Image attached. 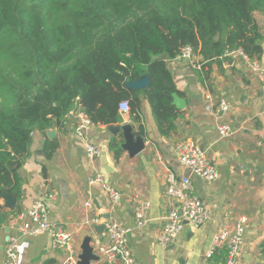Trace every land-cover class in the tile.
<instances>
[{"label":"crops","instance_id":"0c3cea01","mask_svg":"<svg viewBox=\"0 0 264 264\" xmlns=\"http://www.w3.org/2000/svg\"><path fill=\"white\" fill-rule=\"evenodd\" d=\"M257 18L264 34V11L258 12ZM258 60L264 67V41L263 53ZM167 63L174 76L177 94L186 100V107L178 109L176 130L170 136L160 134L150 103L142 96L144 151L130 157L123 149L121 157L116 159L111 144L117 138L108 126L95 125L90 137L101 152L91 159L76 134L81 112L76 108L61 126L32 134L28 156L20 169L23 198L16 199L13 208L6 206L3 197L0 204L16 213L27 211L35 198L51 187L55 188L59 196L49 203V220L63 224L72 233L80 254L87 237L92 238L95 251L98 240L99 244L106 243L103 232L97 230L102 223H88L93 214L87 211L85 203L92 201L94 215L102 222L117 220L132 228L129 246L138 264H220L226 259L227 250L218 249L210 256L215 235L224 225H231L239 216L247 215L249 223L240 264H264L262 82L244 64L227 66L221 58L205 63L201 70L175 58L168 59ZM208 93L214 99L224 97L231 104V110L223 114L222 120L236 131L233 137L220 138L215 117L206 110ZM120 116V121L113 125L130 121L139 123L130 113L120 112ZM183 139H192L204 148L217 168L218 177L211 184L193 177L198 194L208 200L211 216L198 229L186 223L175 243L164 248L158 245L157 236L163 228L164 216L172 206H177V202L165 193L166 177L170 170L178 175L189 172L179 163L174 151L176 143ZM104 148L111 173L102 160ZM95 170L104 171L108 181L120 191L119 203H113L101 185L88 183V177ZM136 199L151 202L149 220L141 227L135 224ZM17 225L12 227L7 222L0 227V264L4 263L7 236L18 232ZM20 244L21 264H66V253L52 246L49 232L21 237ZM97 254L99 260L91 264H109Z\"/></svg>","mask_w":264,"mask_h":264},{"label":"trees","instance_id":"16d2710c","mask_svg":"<svg viewBox=\"0 0 264 264\" xmlns=\"http://www.w3.org/2000/svg\"><path fill=\"white\" fill-rule=\"evenodd\" d=\"M262 11L264 0H0V199L23 198L32 134L61 126L76 108L109 126L128 100L143 133L144 96L170 136L180 112L167 60L186 46L206 63L238 48L258 59ZM145 76L149 87L127 86ZM111 149L119 159L120 143ZM17 214L0 204V227Z\"/></svg>","mask_w":264,"mask_h":264},{"label":"built area","instance_id":"2783aa9c","mask_svg":"<svg viewBox=\"0 0 264 264\" xmlns=\"http://www.w3.org/2000/svg\"><path fill=\"white\" fill-rule=\"evenodd\" d=\"M227 66H235L240 63L255 72L262 82L264 89V67L262 63L250 57L242 48L230 49L220 57ZM187 62L190 66L201 70L206 63L201 55H198L191 46H186L175 58ZM206 110L215 117L216 127L220 138L233 137L236 131L222 120L223 114L229 112L231 104L224 97L214 99L211 93L206 95ZM120 112L130 113L131 106L128 100L119 105ZM96 124L86 113H79V123L76 126V134L85 144L86 154L93 159L100 155V148L90 137V131ZM175 154L181 165L188 169V174L178 175L174 171H168L166 177L165 193L177 202L172 206L163 218V228L157 236V243L162 247L174 244L182 232L185 224L198 229L203 226L211 216V208L208 200L200 196L193 182V177L203 180L207 184L213 183L218 177V171L213 162L208 158L206 151L196 141L183 139L174 147ZM90 185L99 184L107 192L113 203H119L120 191L107 179L102 170H95L89 177ZM59 192L55 188L46 190L40 197L33 200L27 211H21L9 221V226L17 225V233L7 236L6 254L3 264H21L20 241L21 237H30L43 232L52 235V246L66 253V264H79V251L74 243L73 235L65 229L64 225L49 220V203L56 200ZM85 207L93 216L88 223L104 224L103 236L106 243L99 244L96 251L102 255L109 264L121 261L122 264H138L129 246V233L132 228L123 225L117 220L101 221L94 215V204L87 201ZM151 202L145 199H136L134 214L136 227L144 226L148 220ZM249 218L241 215L231 225H224L215 235L210 256L218 249L227 250L226 259L220 264H240V254L244 244Z\"/></svg>","mask_w":264,"mask_h":264},{"label":"water","instance_id":"95a60500","mask_svg":"<svg viewBox=\"0 0 264 264\" xmlns=\"http://www.w3.org/2000/svg\"><path fill=\"white\" fill-rule=\"evenodd\" d=\"M163 59H166L167 56L162 55ZM150 86V80L148 76H145L137 81L127 83V86L141 89L145 86ZM173 104L177 109L182 110L186 107V100L180 97L177 93L173 95ZM109 131L117 138L116 141L122 149L128 151L130 157L139 155L145 149V137L142 133V128L140 123L133 121L124 122L120 125H109ZM106 149H103L102 160L105 161L104 165L108 173H111L112 170L108 169L106 163ZM5 199L6 206L13 208L16 205V199L10 195H3ZM105 228L104 224H101L97 230L98 232H103ZM92 238L87 237L82 245V252L79 254V264H91L92 261L99 260V255L95 251V247L91 245Z\"/></svg>","mask_w":264,"mask_h":264}]
</instances>
